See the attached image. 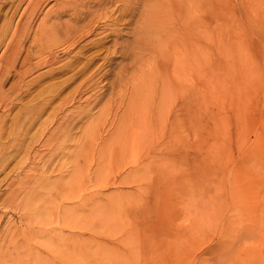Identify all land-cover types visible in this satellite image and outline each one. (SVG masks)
<instances>
[{
	"label": "rangeland",
	"instance_id": "1",
	"mask_svg": "<svg viewBox=\"0 0 264 264\" xmlns=\"http://www.w3.org/2000/svg\"><path fill=\"white\" fill-rule=\"evenodd\" d=\"M61 1L0 0V264H264V0Z\"/></svg>",
	"mask_w": 264,
	"mask_h": 264
},
{
	"label": "bare ground",
	"instance_id": "2",
	"mask_svg": "<svg viewBox=\"0 0 264 264\" xmlns=\"http://www.w3.org/2000/svg\"><path fill=\"white\" fill-rule=\"evenodd\" d=\"M122 2L124 10L129 7L130 0H89L88 2H93L92 4L101 5L102 3H115V2ZM87 0H72V2L64 1L62 0L60 2V10H58L55 14V17L60 18L61 15H63V12H67L68 10L71 11L72 16H74L75 19H79L80 17L78 16L79 14H84L86 12L81 11L82 9L85 11H88L89 8H87L88 5H86ZM105 4V5H106ZM104 5V4H103ZM127 51V49H126ZM125 51V52H126Z\"/></svg>",
	"mask_w": 264,
	"mask_h": 264
}]
</instances>
